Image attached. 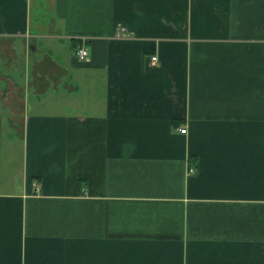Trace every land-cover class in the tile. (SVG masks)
<instances>
[{"label": "crops", "instance_id": "1", "mask_svg": "<svg viewBox=\"0 0 264 264\" xmlns=\"http://www.w3.org/2000/svg\"><path fill=\"white\" fill-rule=\"evenodd\" d=\"M0 264H264V0H0Z\"/></svg>", "mask_w": 264, "mask_h": 264}, {"label": "built area", "instance_id": "2", "mask_svg": "<svg viewBox=\"0 0 264 264\" xmlns=\"http://www.w3.org/2000/svg\"><path fill=\"white\" fill-rule=\"evenodd\" d=\"M75 58L77 61L82 62V63H87L89 61V50L85 46V44H81L78 46V48L75 51ZM156 58L152 57L151 62L155 63ZM181 134H186V129H181L180 130ZM189 174H194L196 171L194 169H191L188 171Z\"/></svg>", "mask_w": 264, "mask_h": 264}, {"label": "rangeland", "instance_id": "3", "mask_svg": "<svg viewBox=\"0 0 264 264\" xmlns=\"http://www.w3.org/2000/svg\"><path fill=\"white\" fill-rule=\"evenodd\" d=\"M20 71H17L16 74L19 75Z\"/></svg>", "mask_w": 264, "mask_h": 264}]
</instances>
